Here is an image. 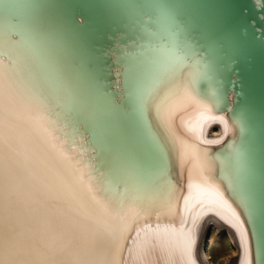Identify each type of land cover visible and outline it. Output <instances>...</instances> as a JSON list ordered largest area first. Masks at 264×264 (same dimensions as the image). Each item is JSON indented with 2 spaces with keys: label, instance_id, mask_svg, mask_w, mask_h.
<instances>
[{
  "label": "bare ground",
  "instance_id": "6f19581e",
  "mask_svg": "<svg viewBox=\"0 0 264 264\" xmlns=\"http://www.w3.org/2000/svg\"><path fill=\"white\" fill-rule=\"evenodd\" d=\"M35 5L0 0V63L13 97L14 211L26 233L63 242L62 250L38 258L214 264L216 234L233 250L225 264H252L242 204L230 195L227 165L215 151L227 140L232 151L238 127L198 94L197 59L157 28L149 36L155 44L147 57L121 66L129 111L162 152L160 169L142 171L138 163L124 160L125 152L102 142L105 123L125 112L116 106L124 97L119 87L114 99L94 87L86 79L89 69L60 40L65 35ZM115 76L119 86L120 73ZM184 85L201 103L176 106L169 128L160 120L158 105ZM89 134L96 144L87 142ZM179 141L199 151L182 155ZM94 196L110 210L122 208L120 217L106 213Z\"/></svg>",
  "mask_w": 264,
  "mask_h": 264
},
{
  "label": "water",
  "instance_id": "95a60500",
  "mask_svg": "<svg viewBox=\"0 0 264 264\" xmlns=\"http://www.w3.org/2000/svg\"><path fill=\"white\" fill-rule=\"evenodd\" d=\"M31 1L65 35L60 40L72 57H80L89 69L85 78L113 99L122 92L116 106L125 112L105 123L102 142L125 152L124 160L138 163L142 171L160 169L162 152L129 111L132 103L121 66L126 69L133 66L131 61L137 64L147 57L148 47L155 44L149 36L157 28L173 35L189 54L179 51L197 59L198 94L238 127L232 151L229 140L215 151L227 165L230 195L242 204L252 264H264V0ZM86 140L96 144L92 134ZM87 157L91 160L89 152Z\"/></svg>",
  "mask_w": 264,
  "mask_h": 264
},
{
  "label": "snow or ice",
  "instance_id": "6c2138e0",
  "mask_svg": "<svg viewBox=\"0 0 264 264\" xmlns=\"http://www.w3.org/2000/svg\"><path fill=\"white\" fill-rule=\"evenodd\" d=\"M4 69L5 65L0 63V264H110L107 261L97 260L62 261L38 258L54 254L58 249L62 250L63 242L56 236L46 239L36 234H28L19 224L17 213L14 211L17 204L16 193L10 182L13 154L11 144L13 97L11 90L6 88ZM184 102L201 103L188 85L177 88L158 105L160 120L169 128L172 111ZM178 143L182 155L199 151L182 141ZM196 158L199 159L198 156ZM6 166L9 171L8 176H6ZM93 199L106 213L116 218H119L123 212L120 207L110 210L106 201L99 200L95 196Z\"/></svg>",
  "mask_w": 264,
  "mask_h": 264
},
{
  "label": "rangeland",
  "instance_id": "374dc122",
  "mask_svg": "<svg viewBox=\"0 0 264 264\" xmlns=\"http://www.w3.org/2000/svg\"><path fill=\"white\" fill-rule=\"evenodd\" d=\"M214 237V246L211 252L214 264H225V260L229 257L233 250L230 244L226 241L224 236H218L213 234ZM228 251V252H227Z\"/></svg>",
  "mask_w": 264,
  "mask_h": 264
}]
</instances>
